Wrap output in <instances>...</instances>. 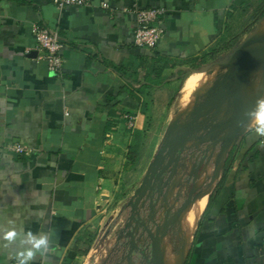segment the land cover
<instances>
[{
	"label": "crops",
	"instance_id": "obj_1",
	"mask_svg": "<svg viewBox=\"0 0 264 264\" xmlns=\"http://www.w3.org/2000/svg\"><path fill=\"white\" fill-rule=\"evenodd\" d=\"M134 8L165 10L150 50L133 46ZM263 9L264 0H90L62 9L0 0V234L21 225L48 233L54 250L33 264L81 261L92 237L129 207L161 140L157 129L168 123L167 138L179 127L183 115L172 122V110L207 67L194 70L235 19ZM34 25L58 34L57 74L39 59ZM125 116L135 118L132 129ZM239 134L216 179L202 176L213 183L203 187L209 194L181 264H264V138ZM176 240L175 254L183 248ZM17 250L19 239L0 246V264L16 263Z\"/></svg>",
	"mask_w": 264,
	"mask_h": 264
},
{
	"label": "rangeland",
	"instance_id": "obj_2",
	"mask_svg": "<svg viewBox=\"0 0 264 264\" xmlns=\"http://www.w3.org/2000/svg\"><path fill=\"white\" fill-rule=\"evenodd\" d=\"M262 17L264 18V9L261 15L249 16L246 12V14L235 19L232 27L222 34V38L211 50L204 65L194 70L200 71L206 67L207 70L219 67L220 73L199 82L196 90L188 94H181L171 113L172 122L183 115L181 122L179 121V127L174 130L173 127L176 126H173L169 130L168 137L165 138L163 134L168 123H162L163 126L161 124V127L157 129V137H155L161 140L154 138L153 143L159 141L160 145L162 142H167L177 136L189 122L191 115L189 117L188 115L192 114L196 107L210 97L214 87L224 78L239 58L252 50L264 49L262 31L264 20ZM252 38L259 39L255 40L256 42L249 41ZM244 49L247 51L244 52ZM259 96H264V69L245 77L238 91L236 105L240 109L246 108L247 111L254 106ZM195 98L197 100L194 105L189 107ZM233 100L234 95H231L221 108L203 113L197 122L199 128L184 145L179 162L164 172L161 179L152 186V190L144 196L139 204L141 222L146 224L154 235L156 231L160 235L164 232V235L160 236L159 261L161 264H170L181 251L187 249L195 223L209 194L204 188L213 183V181L207 183L208 178L214 177L216 179L218 174V170H216L217 159L223 144L225 128L234 117ZM218 127H223V129L216 133L215 129ZM245 131L248 130L240 126L236 133ZM239 136L240 134L236 139ZM150 141L152 142V140H147V142ZM159 145L156 147V151L160 148ZM152 150L153 148H151ZM156 151L150 152L149 149L147 156L152 158L151 166ZM168 158H171V155ZM204 173L208 175V178L202 177ZM176 179L179 180L174 191L172 185ZM203 179L202 189L194 191L196 183ZM190 196V204L182 211L183 204ZM130 210V205L128 208H124L114 222L105 226L101 232L92 237L88 254L76 264H151V240L143 227L137 225L135 220L131 218ZM178 236L182 237L183 248L175 254L174 249L171 248V242L177 248L179 246V241L176 240Z\"/></svg>",
	"mask_w": 264,
	"mask_h": 264
},
{
	"label": "water",
	"instance_id": "obj_3",
	"mask_svg": "<svg viewBox=\"0 0 264 264\" xmlns=\"http://www.w3.org/2000/svg\"><path fill=\"white\" fill-rule=\"evenodd\" d=\"M262 63H264V49L252 50L242 55L224 78L214 87L210 97L194 109L185 128L177 136L171 138V140L163 142L158 149L152 166L147 171L141 185L135 191L130 202L131 218L135 220L137 225L143 227L151 240V264H161L159 261V246L161 244L160 238L164 235V232L160 235L158 234V231H156V234L154 235L148 226L141 222L139 210L141 200L152 190V186L161 179L164 172L170 166L176 165L179 162L184 145L190 140V138H192L194 132L199 128L197 122L203 116L204 112L209 113L213 111L215 105L220 99L234 95V100L232 102L235 110L234 117L231 122L227 124V127L231 132L238 128L241 121L246 120L244 115L246 108L240 109L236 105L238 91L250 70ZM226 146L227 143H223L221 149H224ZM170 155L171 158H168ZM190 202L191 196L185 201L181 210L183 211Z\"/></svg>",
	"mask_w": 264,
	"mask_h": 264
},
{
	"label": "built area",
	"instance_id": "obj_4",
	"mask_svg": "<svg viewBox=\"0 0 264 264\" xmlns=\"http://www.w3.org/2000/svg\"><path fill=\"white\" fill-rule=\"evenodd\" d=\"M90 0H52L54 6L58 9L65 7L87 6ZM134 17V31L132 34L133 46L139 49L150 50L156 46L163 35V27L161 25V17L165 10L162 8H153L150 10L136 9L132 10ZM33 35L35 38V49L40 54L39 59L45 61L47 69L51 73L60 72L63 58V45L58 34L48 28L40 25L33 26ZM128 129L134 127L135 118L133 116H125ZM13 150L16 153L22 151L18 146ZM16 264V263H10Z\"/></svg>",
	"mask_w": 264,
	"mask_h": 264
},
{
	"label": "clouds",
	"instance_id": "obj_5",
	"mask_svg": "<svg viewBox=\"0 0 264 264\" xmlns=\"http://www.w3.org/2000/svg\"><path fill=\"white\" fill-rule=\"evenodd\" d=\"M246 121H241L240 126L246 130L254 131L258 137L264 138V96H259L253 107L244 113ZM14 225L15 220H8ZM19 239V250L15 253L16 264H33L37 258H45L54 250L50 235L45 232L33 233L31 230L25 231L21 225V230L16 227L6 229L0 234V246L8 248L16 244Z\"/></svg>",
	"mask_w": 264,
	"mask_h": 264
},
{
	"label": "bare ground",
	"instance_id": "obj_6",
	"mask_svg": "<svg viewBox=\"0 0 264 264\" xmlns=\"http://www.w3.org/2000/svg\"><path fill=\"white\" fill-rule=\"evenodd\" d=\"M264 19V18H263ZM263 31V35H264V28L262 29ZM250 41V40H249ZM259 46V45H258ZM258 48V47H257ZM247 50L244 49V52H246ZM264 69V63L254 67L253 69L250 70V72L248 74H252L254 72H257V71H260ZM218 73H220V70H219V67L215 68V69H208L206 72H203V73H200L198 75V77L196 78H191L187 84H186V92L190 90V88H192L194 85H197L199 84V82H202V81H205L207 80L208 78L210 77H213L214 75H217ZM247 74V75H248ZM229 97V96H228ZM228 97H225V98H222L220 99L217 104L215 105L214 109H219L222 107V105L224 104V102L226 101V99ZM213 109V110H214ZM191 115V113L188 115V117ZM187 117V118H188ZM231 122V121H230ZM229 122V123H230ZM240 127V125L238 126V128ZM238 128L234 131H230L227 127L225 128V133H224V140H223V143H227V146L224 148V149H220L219 151V155H218V159H217V166H216V170H219L221 164H222V161H223V158H224V155L227 151V148L229 147V145H231L236 137H237V130ZM223 129V127H218L216 130V133L220 132L221 130ZM159 249H160V246H159ZM184 254H185V250L181 251L172 261L170 264H181L182 260H183V257H184Z\"/></svg>",
	"mask_w": 264,
	"mask_h": 264
}]
</instances>
